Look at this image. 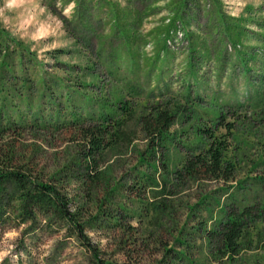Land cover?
Wrapping results in <instances>:
<instances>
[{"label": "rangeland", "instance_id": "obj_1", "mask_svg": "<svg viewBox=\"0 0 264 264\" xmlns=\"http://www.w3.org/2000/svg\"><path fill=\"white\" fill-rule=\"evenodd\" d=\"M0 29L4 142L74 215L10 214L0 264H264V222L237 255L218 240L228 213L264 208V0H0ZM155 109L174 114L158 138ZM97 124L126 139L104 134L89 187ZM211 136L234 179L176 178Z\"/></svg>", "mask_w": 264, "mask_h": 264}, {"label": "trees", "instance_id": "obj_2", "mask_svg": "<svg viewBox=\"0 0 264 264\" xmlns=\"http://www.w3.org/2000/svg\"><path fill=\"white\" fill-rule=\"evenodd\" d=\"M5 36L6 33L0 29V57L6 53L7 46L2 39ZM0 65V74L2 71L9 72L12 67L4 60H1ZM2 78L0 77V82ZM120 109L126 116H130L127 105H121ZM152 118V122L145 121V119L141 121H144L145 126L147 125L146 131L157 138L158 136L163 137L174 124V114L167 109L163 111L155 109ZM0 121L5 120L0 117ZM12 128L15 132L21 126L15 125ZM227 128L230 132L232 127L228 125ZM7 133H10L9 127L0 128V224H3L10 214L17 216L21 223L34 221L38 216L47 219L62 217L69 222H74V215L67 209L68 197L61 193L60 188L43 181L27 164L14 160L12 147L4 142V136ZM82 133L90 146L87 157L91 160L87 168V180L90 187L100 179L101 174L96 170L94 156L95 151L103 147L104 134H109L112 145L125 140L126 135L118 128L107 133L106 128L99 124L82 129ZM211 138V143L205 152L184 160L181 170L175 173L176 178L179 180L188 178L203 181L215 180L224 183L234 179V166L224 160V152L228 149L226 138L224 136L221 139L213 136ZM225 218V222L219 224L218 240L223 253L229 257L238 254L241 247L240 241L245 239L248 230L256 224L255 222H264V208L246 207L240 212L228 213Z\"/></svg>", "mask_w": 264, "mask_h": 264}]
</instances>
